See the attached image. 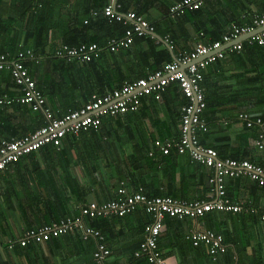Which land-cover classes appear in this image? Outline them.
Returning <instances> with one entry per match:
<instances>
[{
  "label": "crops",
  "instance_id": "1",
  "mask_svg": "<svg viewBox=\"0 0 264 264\" xmlns=\"http://www.w3.org/2000/svg\"><path fill=\"white\" fill-rule=\"evenodd\" d=\"M176 1L122 0L118 10H133L142 15L155 25L153 32L168 44L165 36L170 32L174 38L171 48L153 34L147 35L160 42H155L152 48L156 56L167 47L175 57L190 51L197 43L208 44L211 36H221L237 16L264 11V0H222L219 6L213 0H204L202 9L182 23L169 10ZM86 6L85 1L71 0L68 10L77 12L84 20L87 15L82 12ZM93 9L101 14L102 7ZM93 32L99 37L105 35L101 27ZM47 37L46 56L26 58L27 68L43 93V106L58 116L84 103L87 90L75 82V73L81 71L77 62H84L63 58L64 73L55 72L56 62L51 52L62 44L60 32L48 31ZM35 42L30 40L33 45ZM149 44L134 38L129 47L115 51L106 43L98 44L99 55L93 59L103 69H120L117 82L121 77L135 78L141 71L146 74L152 71L139 60L149 51ZM245 45L239 50H226L222 58L202 68L200 84L206 97L204 116L208 127L205 141L211 145L223 144L226 156H241L264 167V150L255 144L256 130L239 117L246 113L252 120L264 119V44ZM18 93L8 71L0 70V96L7 94L10 99L0 103V141L32 132L43 124L42 110L33 111L27 104L17 102ZM185 102L179 87L171 83L160 100L143 96L138 110L104 116L97 130L68 133L59 149L47 144L8 165L0 173V264H97L91 255L95 240L82 239L78 230L42 243L30 241L22 246L18 240L24 229L77 214L78 206L87 201L101 203L114 198L121 182L127 192L142 187L143 193L149 196L208 197L206 168H197L185 153L164 156L154 146L155 139L178 136L180 107ZM150 150L154 153L151 157ZM225 190L231 199H243L255 206L258 213L220 211L210 218L205 215L165 218L158 250L166 264H264V221L260 218L264 214V188L240 176L226 178ZM150 219V214L138 204L122 216L100 217L94 221L85 218L84 221L104 236L111 262L147 264L141 256L135 257L134 251ZM204 228L221 233L226 243L225 252L215 260L204 247L193 246L185 238L189 230Z\"/></svg>",
  "mask_w": 264,
  "mask_h": 264
},
{
  "label": "built area",
  "instance_id": "2",
  "mask_svg": "<svg viewBox=\"0 0 264 264\" xmlns=\"http://www.w3.org/2000/svg\"><path fill=\"white\" fill-rule=\"evenodd\" d=\"M116 1L118 0H108L101 9V14L109 20L127 24L122 36L112 37L106 41L111 51L120 47L127 48L132 44L135 35L143 36L154 30L151 22L133 10L119 11L120 3ZM203 2L204 0H178L172 4L170 11L178 14L184 8L197 9ZM98 14L97 10L91 9L90 15ZM259 27L262 29L257 31ZM239 38H244L248 44H264V12L253 13L248 24L231 25L220 38L208 44L197 43L190 51L178 54L176 60L164 63L145 76L127 81L102 95L93 94L81 107L69 110L60 117L54 116L49 108L43 106L44 96L36 87L32 74L24 64V59L34 58L33 50L21 46L13 57H9L7 53H0V70L5 69L10 73L19 92L16 101L27 104L33 111L42 110L45 118L44 123L32 132L0 141V172L21 156L36 151L46 144H52L59 149L66 134L97 128L104 115L135 111L143 96L152 94L156 100H160L161 92L172 82L178 83L182 95L186 98V102L180 107L179 133L174 138L155 139L154 146L162 154H168L171 150L178 154L187 152L192 159L213 171L208 177V183L212 188L206 199H182L170 195L147 197L141 187L134 192H127L121 182L116 189V198L101 203L90 200L78 206L77 214L66 215L55 221L26 228L18 240L19 244L23 246L30 241L42 243L50 238L78 230L82 239H95L92 259L97 264H120L109 260L110 249L104 242V236L99 229L86 224L84 219L122 216L140 204L151 215V219L143 227L142 239L134 255L144 256L147 264H166L158 250V238L167 216L196 218L210 211L257 213V209L247 205L245 200L231 199L227 195L225 179L242 176L264 187V168L245 158L220 159L214 148L202 145L198 139V134L207 130L206 120L202 116L206 104L200 84L203 77L202 68L222 58L226 50L241 49L242 41H237ZM165 40L168 39L165 37ZM232 41L236 42L229 44ZM227 43L228 45L223 47ZM99 49L100 46L96 42L78 45L61 44L54 50V55L67 60L77 59L80 62H87L99 55ZM9 101L7 94L0 96V103ZM239 117L246 121L247 126L257 125L259 130L255 144L257 148L262 149L264 119L252 120L246 113H241ZM148 155H154L153 151L150 150ZM260 218L264 221V214H261ZM185 238L193 246L204 247L212 260L226 250L223 235L209 228L189 230Z\"/></svg>",
  "mask_w": 264,
  "mask_h": 264
},
{
  "label": "trees",
  "instance_id": "3",
  "mask_svg": "<svg viewBox=\"0 0 264 264\" xmlns=\"http://www.w3.org/2000/svg\"><path fill=\"white\" fill-rule=\"evenodd\" d=\"M70 1L71 0H0V53H7L9 55V57H13L16 54V52L20 49L21 46L25 47V48L32 49L30 47L32 45V47L34 49V50L32 49L34 51L33 52L34 58H37L39 56L45 57L46 53L44 52V49L46 47L47 41H49V38L47 37V32L53 31V30H58L60 32V37H59L60 43L69 44V45H78L80 43H90V42H96L100 45H104L109 38H112V37L118 38V37L123 35L124 30L127 27V24H124L122 21L109 20L107 17L103 16L102 14H99L98 16H90V14H89L90 9H93V8L100 9L108 0H82V1H85L87 3V6L85 7V9L82 12L84 15H87V18L84 19V20H86V22H84L83 19L78 17L77 12L68 10ZM118 1L120 4H122V0H118ZM213 1H214V4H216L218 6L222 2V0H213ZM223 2H224V0H223ZM202 5L197 9L184 8L182 10V12H180L178 14H173L171 11H170V13L183 23L185 21H189V19L191 20V16L193 14L199 12L202 9L201 8ZM55 8H57V9H55ZM262 12H264V11L262 10V11H252L249 13H243L241 16H239V17L237 16L236 18H234V22H235L234 24L235 25L248 24V23H250V18H251L253 13H262ZM247 15H248V17H246ZM244 18H245V20H244ZM174 25H177V21L174 23ZM96 27H101L102 29H104L105 35H102L101 37L97 36L95 34V32H93ZM154 29H155V25H154ZM203 36L207 37L204 34V32H203ZM165 37L168 39L167 41L173 47V41H174L173 39L174 38H173L172 34L170 32H168ZM219 37H220L219 35L211 36L210 37L211 40H208V41L211 42L213 40L218 39ZM134 38L144 39L148 43H150L149 47H148L149 51H145V55H142L139 59L142 62L141 63L142 66L144 64H146L151 70H155L157 68H160L164 63L170 62L173 60L167 47H163L161 49V51H158L157 56H156V54L152 48L154 47L155 42H157L158 44L160 42L155 37L146 34L143 36L135 35L133 37V39ZM33 39H35V41H36L35 45L30 43V40H33ZM241 44H242V46L245 44L248 45L246 40L242 41ZM254 45L261 46V45L256 44V43ZM51 54L53 55V56H51V58L56 62L54 71L57 72L58 74L62 75V73H64V68H65V66H64L65 62L64 61L65 60L61 57L55 56L54 52L53 53L51 52ZM28 63H29V61L27 59L24 60V64L26 66L28 65ZM77 64H78V67L81 71L77 70V71H80V74L75 73L77 76V79L75 78V82H76L77 86H80L82 89L84 87L87 90V92H85V95H84V98H85L84 103H82L80 105L76 104L74 107L67 109L63 114L67 113L69 110H74V109L81 107L83 104H85L88 101L89 98H91L90 96H92L93 94L102 95L105 92H108V91H110L116 87H120L124 81H133L139 77L146 75L145 72L141 71V72L136 74L135 78L121 77L120 82H117L116 80L118 79V77H116V76L120 77V74L122 72L118 68H115V70H108L107 68L103 69V67L97 65V59H92V60H90L88 62H84V63H78L77 62ZM142 66H141V69H143ZM95 67L97 68V70H94ZM130 72H132V70H130ZM8 74H9V77H11L9 72H8ZM172 83H175L177 88L179 87L177 82H172ZM166 88L167 87H165V89ZM164 90H163V92H164ZM163 92H161V96H162ZM149 96L152 97L154 100H156L152 94ZM161 96H160V99H161ZM205 103H206V97H205ZM205 105H207V103ZM138 108H139V106H138ZM138 108L136 110H138ZM205 109H206V106H205L203 113H202V116L204 118H205V116H204ZM120 114H122V113H120ZM108 115L109 114L104 115V116H108ZM60 116H62V115H58L57 117H60ZM103 117L101 118V120L103 119ZM44 119L45 118L43 116L42 123H44ZM251 127L256 130V133L254 136L256 139L259 129H258L257 125H255V124H252ZM98 128L99 127L89 128V129L84 130V131L97 130ZM207 131H208V127H207L206 132H204V133L200 132L203 134L200 137V139H199L200 133L198 134L199 142L204 146H209V147L214 148L217 151L218 158L224 159V158L228 157V158H235L238 160L244 158L241 156H233V157L226 156L223 153V144H221L220 142L214 143L215 145H211L209 143L207 144L205 141V137L207 136L206 135ZM50 145H52V144H50ZM262 150H264V147L262 148ZM160 154H162V153H160ZM176 154H178V153H176L174 150H171L170 153L162 154V155L173 157ZM182 154H184V153H182ZM185 154L188 155L189 159H191V162L194 163V165H196L197 168L199 166L200 167L202 166V167L207 169L206 182L208 183V177L212 174L213 171L210 168L206 167L204 164L200 163L199 161L192 159L187 152H185ZM178 155H180V154H178ZM149 157H151V156L149 155ZM245 159H247V158H245ZM253 163L258 164L256 162H253ZM258 165H260V164H258ZM260 166H262V165H260ZM253 183H255V182H253ZM255 185H257V184L255 183ZM119 186L120 185H118V187ZM257 186H259V185H257ZM259 187L264 188L262 186H259ZM205 188H206V193H207L211 190L212 186H211V184L208 183L207 187H205ZM141 189H142V187H141ZM142 192H144L143 189H142ZM146 196L152 197L149 195H146ZM116 197H117V194L114 196V198H116ZM173 197H176V195H173ZM181 197H183L182 199H186V197H184V196H181ZM181 197H179V198H181ZM206 198L207 197L197 198V199H206ZM246 203H247V205L252 206L251 204H249V202L246 201ZM216 212H220V211H210V212H207L203 215L210 218V217L214 216ZM248 214H250V212H248ZM203 215H201V216H203ZM166 218H169V217L167 216ZM170 218H175V217H170ZM91 220L94 221L96 219H91ZM88 224L93 226L90 223H88ZM93 227H95V226H93ZM138 246H139V244H138ZM141 257L144 259V261H146L144 256H141Z\"/></svg>",
  "mask_w": 264,
  "mask_h": 264
},
{
  "label": "water",
  "instance_id": "4",
  "mask_svg": "<svg viewBox=\"0 0 264 264\" xmlns=\"http://www.w3.org/2000/svg\"><path fill=\"white\" fill-rule=\"evenodd\" d=\"M262 29V27H259V28H257V31H260ZM151 34H153L154 36H156L158 39H160L162 42H164V40H162L155 32H151ZM238 41V40H237ZM234 42H236V41H234ZM233 42V43H234ZM165 43V42H164ZM166 45H167V47H169V48H171L170 47V45L166 42L165 43ZM171 50V49H170ZM170 53L172 54V59L173 60H176V57L173 55V53H172V51H170Z\"/></svg>",
  "mask_w": 264,
  "mask_h": 264
}]
</instances>
